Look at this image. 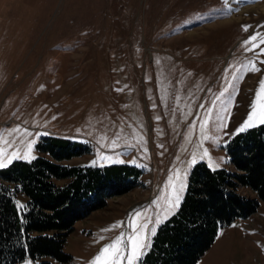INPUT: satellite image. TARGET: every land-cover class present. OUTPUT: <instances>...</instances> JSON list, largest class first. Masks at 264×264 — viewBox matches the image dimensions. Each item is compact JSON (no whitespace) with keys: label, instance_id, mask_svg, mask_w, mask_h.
Returning a JSON list of instances; mask_svg holds the SVG:
<instances>
[{"label":"rangeland","instance_id":"obj_1","mask_svg":"<svg viewBox=\"0 0 264 264\" xmlns=\"http://www.w3.org/2000/svg\"><path fill=\"white\" fill-rule=\"evenodd\" d=\"M261 38L264 0H0V160L23 157L29 142L36 158L42 137L57 135L91 147L63 164L144 171L137 187L75 223L65 244L71 262L21 264H105L113 253L96 261L101 249L124 234L130 251L128 236L143 224L150 245L151 229L178 211L195 165L210 167V157L211 169L235 170L226 146L264 79ZM252 43L259 47L247 51ZM239 192L256 197L250 188ZM27 201L16 197L20 210ZM198 264H264V202L220 228Z\"/></svg>","mask_w":264,"mask_h":264},{"label":"trees","instance_id":"obj_2","mask_svg":"<svg viewBox=\"0 0 264 264\" xmlns=\"http://www.w3.org/2000/svg\"><path fill=\"white\" fill-rule=\"evenodd\" d=\"M37 149L35 159L0 168V264L26 258L71 262L65 244L75 223L137 187L144 173L128 163L63 164L91 147L62 136L42 137ZM226 151L235 170L195 165L178 211L158 227L138 264H198L220 228L258 211L264 202V124L234 135ZM240 187L256 197L240 193ZM20 193L28 198L21 210Z\"/></svg>","mask_w":264,"mask_h":264},{"label":"snow or ice","instance_id":"obj_3","mask_svg":"<svg viewBox=\"0 0 264 264\" xmlns=\"http://www.w3.org/2000/svg\"><path fill=\"white\" fill-rule=\"evenodd\" d=\"M245 30H247L246 27H245ZM258 36L259 34H257V36L250 37L249 40L244 41V44L247 45L250 42L255 41ZM260 42L264 44V38H261ZM257 47H259V45L252 43V47L246 50L252 51L256 49ZM260 51L261 53H264V48H261ZM249 65H251V68H250L251 71L259 72L261 70L260 68L256 67L254 61L250 60ZM225 91H227V89H225ZM262 92H264V79L260 81L259 88L257 89V92H256V101H254L252 104V110L250 111L248 117L245 119L243 124L237 128L236 133H233L234 135L239 132L244 131L247 128L255 127L257 123L264 124V105L260 106L259 111L257 110V101H259L262 98L261 97ZM206 125H207V120H204L201 123L202 131L205 129ZM221 127H226V124H222ZM204 138L207 139L208 137L205 136ZM32 143L34 142H29L27 144L28 151L24 153L23 157L19 156L17 152H14L12 153V156L7 159V161L0 160V168H4L8 164H10L13 158L34 159L35 157L30 156ZM204 156H208V153L206 150L204 152ZM194 157H195V154H194ZM209 160H210L209 166L213 167L214 162L211 161L210 157H209ZM92 163L94 164L95 161H93ZM192 163H195V158H193ZM215 167H218V165H215ZM176 175L177 177H179L180 175L179 171L176 173ZM170 184H171V178H170ZM185 186L186 185L183 182L180 183L179 190H177L173 186V191L176 192V196H175V201H171V200L169 201V204L172 205V207H179V203L181 200L179 191L183 190ZM18 207L23 208L24 205H21L18 203ZM136 216L139 217L140 213H137ZM157 223H160V221L157 220ZM118 226H119V222L116 225H113V227H118ZM147 227H148L147 224L140 225L139 232H135L134 235L128 236V241L131 243L130 251L126 247H122L124 245V239H123L124 234H121L120 236L116 237V239L112 241V243L105 245V247L101 249L100 255H98L95 258V260L99 261L101 259V256H103L105 252L111 249L113 253V259L111 261L106 260L105 264H120L121 260L123 259L127 260V264H134V261H138L139 257L143 255V249L150 246L149 244L145 243L146 237L143 235V232L145 229H147ZM105 231H107V229H105ZM151 231L153 234H155L156 229L153 227ZM101 239H103V237H101Z\"/></svg>","mask_w":264,"mask_h":264}]
</instances>
